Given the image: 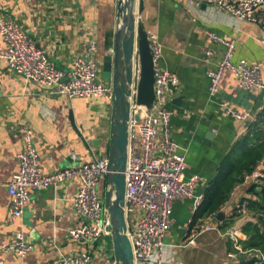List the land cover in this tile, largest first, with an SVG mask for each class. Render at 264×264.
Returning <instances> with one entry per match:
<instances>
[{"label": "crops", "instance_id": "0c3cea01", "mask_svg": "<svg viewBox=\"0 0 264 264\" xmlns=\"http://www.w3.org/2000/svg\"><path fill=\"white\" fill-rule=\"evenodd\" d=\"M144 1L140 22L163 45L161 66L179 79L178 87L168 92V107L173 111L171 136L179 145V152L186 156V178L200 176L196 195H204L226 157L256 118L251 115L250 122L228 114L227 107L251 114L250 105L256 103L250 97L251 91L243 89L231 72L225 73L218 95L211 96L208 71L216 68L225 46L214 42L210 34L233 39L236 45L233 62L245 59L258 65L264 79L263 31L259 24L239 21L215 6H190L186 0ZM117 2L42 0L30 4L27 0H0V15L15 21L61 70H69L83 45L94 40L102 73L103 57L114 42ZM208 50L215 53L210 61L206 56ZM179 97L180 103L176 102ZM111 115L112 103L104 97L69 99L50 95L48 88L27 81L0 62V256L6 264H53L86 248L84 244L74 243L69 234L86 223L77 215L73 204L79 189L77 180L32 193L23 218L12 225L7 223L8 185L19 171L22 127L33 129L41 164L46 172L55 173L108 156ZM248 190L247 183L238 186L223 208V220L229 223L228 228L200 233L192 244L188 243L192 229L206 219L192 225L196 213L194 200L176 202L174 224L165 239L170 245L166 264L244 261L246 254H240L224 232L236 229L242 241L247 239L242 230L248 217L242 216L237 208L249 196ZM212 224L218 223L212 221ZM18 232L25 235L31 246L26 258L2 249L13 242ZM113 256L111 236H106L93 248L92 264H117Z\"/></svg>", "mask_w": 264, "mask_h": 264}, {"label": "built area", "instance_id": "2783aa9c", "mask_svg": "<svg viewBox=\"0 0 264 264\" xmlns=\"http://www.w3.org/2000/svg\"><path fill=\"white\" fill-rule=\"evenodd\" d=\"M30 4L42 0H27ZM190 6L211 5L230 13L239 21H250L261 26L264 43V0H186ZM210 38L222 43L225 50L215 69H209L210 92L216 97L226 72L233 73L240 86L251 92L264 90L261 69L242 59L233 62L236 49L233 39H222L215 34ZM154 60V101L151 108L138 105L136 90L132 101L131 133L127 176V216L130 238L134 247L135 264H166V252L170 245L165 243L168 232L174 224L173 207L178 201L193 199L195 209L199 208L204 196L196 195L201 178L193 175L186 178L188 168L186 156L179 152V145L172 139L170 122L173 111L168 107V92L179 85L178 77L161 66L163 45L154 34H148ZM98 46L94 40L86 42L74 59L69 70L58 69L48 52L39 47L13 20L0 15V62L16 75L29 82L48 88L50 95L65 96L69 99L104 97L113 100L112 86L102 77L97 58ZM207 61L214 59L215 53L206 52ZM138 75V73H137ZM229 115L239 120L252 121L249 112L241 113L227 107ZM143 111L141 119L137 115ZM22 150L18 155L19 171L9 185L10 211L8 224L22 219L34 192L55 188L60 184L77 180L79 189L73 199L75 211L86 221L81 227L70 230L74 243L86 248L74 256L62 257L53 264H92L93 248L106 236H111L110 215L101 196V187L111 173L108 156L97 157L77 167L48 173L44 170L34 142V131L22 127ZM76 158V156H73ZM264 178V171L256 170L247 176V181ZM247 201L237 208L240 214L248 210ZM214 213L206 222L194 224L192 238L212 230L221 231L222 220ZM212 221L218 223L213 225ZM239 251L240 234L236 229L224 232ZM4 252H13L26 258L31 246L22 232L16 233L13 242L3 246ZM250 259H261L258 252L248 253ZM0 264H6L0 256Z\"/></svg>", "mask_w": 264, "mask_h": 264}, {"label": "water", "instance_id": "95a60500", "mask_svg": "<svg viewBox=\"0 0 264 264\" xmlns=\"http://www.w3.org/2000/svg\"><path fill=\"white\" fill-rule=\"evenodd\" d=\"M144 5V0H118L113 46L102 60V77L113 89L108 154L111 173L107 178L105 205L110 215L114 246L112 258L117 264H135L126 208V171L134 90L138 105L149 109L154 101V60L148 33L140 22ZM250 97L256 100L254 106L250 105L251 115L255 116L258 110L264 108V90L258 94L250 92ZM180 101V97L176 99V102ZM143 115L141 111L137 118L141 119ZM224 216L225 213L221 211L218 219L223 220Z\"/></svg>", "mask_w": 264, "mask_h": 264}, {"label": "trees", "instance_id": "16d2710c", "mask_svg": "<svg viewBox=\"0 0 264 264\" xmlns=\"http://www.w3.org/2000/svg\"><path fill=\"white\" fill-rule=\"evenodd\" d=\"M236 148L244 150L243 156L232 164L229 163L230 154L226 157L216 177L206 189L203 201L194 215V221L198 222L214 213H220L236 188L249 184V196L244 201H247L248 212L256 222H249L243 227L242 232L247 239L241 240L240 244L242 252L246 255L244 261L240 259V264H264V178L259 181H247V176L256 170L264 171V108L249 124L247 133L235 144L234 149ZM228 163L229 167L226 168ZM222 222L224 223L221 229L229 227V223L224 220ZM250 252H258L262 258L250 259Z\"/></svg>", "mask_w": 264, "mask_h": 264}, {"label": "rangeland", "instance_id": "374dc122", "mask_svg": "<svg viewBox=\"0 0 264 264\" xmlns=\"http://www.w3.org/2000/svg\"><path fill=\"white\" fill-rule=\"evenodd\" d=\"M99 65H101V62H99ZM244 154V150L243 149H233L231 152H230V158H229V163H234L236 161H238ZM229 163L226 165V168L229 167ZM219 171V170H218ZM218 173V172H217ZM106 192H107V182H105L102 187H101V196L105 199L106 197ZM242 216H247V223L249 222H256V219L252 216L251 213L248 212V210L246 212H244L242 214Z\"/></svg>", "mask_w": 264, "mask_h": 264}]
</instances>
